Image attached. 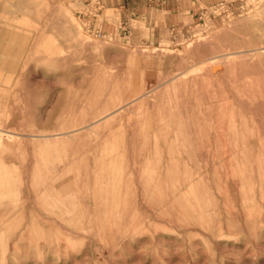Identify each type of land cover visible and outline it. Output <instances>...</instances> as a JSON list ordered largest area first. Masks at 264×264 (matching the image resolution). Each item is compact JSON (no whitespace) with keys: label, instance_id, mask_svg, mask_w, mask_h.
I'll list each match as a JSON object with an SVG mask.
<instances>
[{"label":"rangeland","instance_id":"374dc122","mask_svg":"<svg viewBox=\"0 0 264 264\" xmlns=\"http://www.w3.org/2000/svg\"><path fill=\"white\" fill-rule=\"evenodd\" d=\"M233 1L147 45L97 0H0V264H264V59L222 57L264 47V0Z\"/></svg>","mask_w":264,"mask_h":264},{"label":"crops","instance_id":"0c3cea01","mask_svg":"<svg viewBox=\"0 0 264 264\" xmlns=\"http://www.w3.org/2000/svg\"><path fill=\"white\" fill-rule=\"evenodd\" d=\"M89 5V4H88ZM97 13L89 17L90 25L103 35H121L130 30L133 39L147 45L159 44L175 32H187L193 25L209 19L216 7L233 12V0H97ZM104 11L115 13L110 23ZM98 18H101L95 27ZM135 24V27H132Z\"/></svg>","mask_w":264,"mask_h":264},{"label":"bare ground","instance_id":"6f19581e","mask_svg":"<svg viewBox=\"0 0 264 264\" xmlns=\"http://www.w3.org/2000/svg\"><path fill=\"white\" fill-rule=\"evenodd\" d=\"M66 16L68 17V15H66ZM57 17H58V16H57ZM67 17H66V18H67ZM58 18H59V17H58ZM68 18H69V17H68ZM249 18H251V17L249 16ZM69 19H70V18H69ZM245 19H246V18H245ZM248 20H249V19H248ZM56 21L59 22V20H57V19H56ZM56 21H55V20L53 21L54 24H55V26H56V23H57ZM67 21H68V19H67ZM53 22H52V27H54V28L56 29L57 27L53 26ZM60 22L62 23V25H67V24H65V23L63 24L62 21H60ZM65 22H66V21H65ZM69 22H70V20H69ZM68 24L71 26L70 23H68ZM62 25H61V27H62ZM69 25L65 27V28H66V29H65V30H66V33H64V36L66 35L67 38L70 37L71 35H72V37H74V35H75L74 33L77 32V30L73 29V27H72V28H68V27H70ZM73 25H74V24H73ZM59 26H60V24L58 25V28H59ZM75 27H76V24L74 25V28H75ZM67 28H68V29H67ZM77 28H78V27H77ZM77 28H76V29H77ZM60 29H61V28H60ZM63 29H64V26H63V28H62V32H59L60 34H62L63 32H65ZM58 30H59V29H58ZM67 30H68L69 32H68ZM59 31H60V30H59ZM70 31H71V34H70ZM73 31H76V32L72 33ZM80 31H81V30H80ZM67 32L69 33V35H68ZM78 32H79V31H78ZM73 34H74V35H73ZM77 34H78V33H76V35H77ZM62 35H63V34H62ZM67 35H68V36H67ZM79 35H80V33L78 34V36H79ZM204 41H205V40H204ZM208 41H209V40H208ZM201 42H202V41H201ZM243 52H244L243 55H241V56H239V57H233V56H232L231 59H228V58H227V55H229V54H223L222 57L225 58L226 61L228 60V61H232V62H235V61H237V60H250V59L261 60V59H264V47H263V46H261V48H255V49H253V50H248V51H243ZM64 53H65V51H63L62 54H64ZM62 54H61V55H62ZM65 54H66V53H65ZM65 54H64V56H65ZM65 57H67V54H66ZM65 57H64V58H65ZM228 57H229V56H228ZM229 58H230V57H229ZM218 59L220 60V58H218ZM209 60H211V59H209ZM209 60H208V61H209ZM201 61H202V60H201ZM211 61H212V60H211ZM217 61H218V60H217ZM223 61H224V60H223ZM226 61H225V62H226ZM204 62H205V61H204ZM206 62H207V61H206ZM214 62H215V61H214ZM214 62H213V63H214ZM221 62H222V61H221ZM221 62L215 63L214 65L212 64L211 68L209 67V68L211 69V71H215V72H216V70L219 69V66H218V65L222 64ZM199 63H200V62H199ZM211 63H212V62H211ZM227 63H228V65H229V62H227ZM196 64H198V63H196ZM196 64H194V65H196ZM209 64H210V63H209ZM224 64H226V63H224ZM190 66H191V65H190ZM192 66H193V65H192ZM236 66H237V65H236ZM189 68H191V67H189ZM192 68H193V67H192ZM226 68H227V66H226ZM227 69H229V68H227ZM185 70H186V69H185ZM207 70H208V69H207ZM182 71H183V70H182ZM182 71H180V72H182ZM174 72H175V71H174ZM224 72H226V71L224 70ZM228 72H229V71H228ZM184 73H185V72H184ZM232 73H234V70H233ZM195 74H196V73H195ZM207 74H209V73L207 72ZM178 75H179V74H178ZM178 75H176V76L178 77ZM181 75H182V74H181ZM202 75H203V74H202ZM211 75H212V74H211ZM216 75H217V74H216ZM223 75H224V74H223ZM98 76H99V75H98ZM170 76H171V75H170ZM170 76H169V77H170ZM190 76H191V75H190ZM207 76H208V75H207ZM207 76H206V77H207ZM224 76H225V75H224ZM173 77H174V76H173ZM177 77H176V78H177ZM196 77H198V76L196 75ZM206 77H204V78H206ZM221 77H222V76H221ZM225 77L227 78V76H225ZM225 77H224V78H225ZM229 77H230V76H229ZM229 77H228L227 79H229ZM232 77H233V76L231 75V78H232ZM166 78H167V77H166ZM171 78H172V76H171ZM171 78H170V79H171ZM198 78H199V77H198ZM198 78H197V79H198ZM213 78H214V77H213ZM215 78L217 79L218 77H215ZM222 78H223V77H222ZM244 78H245V77H244ZM248 78H251V77L248 76ZM253 78H254V77H253ZM253 78H252V80L250 79V80H248V81H249V82H250V81L252 82V81H253ZM255 78H256V77H255ZM181 79H182V78H181ZM181 79H180V80H181ZM188 79H189V78H188ZM197 79H196V80H197ZM246 79H247V78H246ZM257 79H258V78H257ZM177 80H178V79H177ZM177 80H176V81H177ZM220 80H221V79H220ZM241 80H242V79H241ZM166 81L168 82V81H170V80L167 79ZM171 81H172V80H171ZM173 81H174V80H173ZM176 81H175V82H176ZM183 81H185V80H183ZM198 81H199V80H198ZM207 81H208V80H207ZM210 81H211V80H210ZM217 81H218V80H217ZM235 81H236V80H235ZM258 81H259V79H258ZM258 81H257V82H258ZM178 82H182V81H179V80H178ZM188 82H189V81H188ZM200 82H201V81H200ZM231 82H232V81H231ZM240 82H241V81H240ZM197 83H198V82H197ZM213 83H214V82H213ZM235 83L237 84V82H235ZM241 83H243V82H241ZM241 83H240V84H241ZM244 83H245V82H244ZM253 83H254V82H253ZM253 83H252V86H255V84L257 85L256 82H255L254 85H253ZM163 84H164V83H163ZM168 84H171V83L169 82ZM168 84H167L166 88H169L170 86H174V83H173V82H172V84H171L170 86H169ZM175 84H176V83H175ZM186 84H187V83H186ZM205 84H206V83H205ZM208 84H209V83H208ZM210 84H211V83H210ZM210 84H209V85H210ZM218 84H219V83H218ZM232 84H233V83H232ZM245 84L247 85V83H245ZM248 84H249V83H248ZM250 84H251V83H250ZM250 84H249V86H250ZM159 85H160V87H162L161 84H159ZM159 85H157V86H159ZM165 85H166V84H165ZM190 85H191V84H190ZM209 85H208V86H209ZM213 85H214V84H213ZM213 85H210V88H212L211 86H213ZM242 85H243V84H242ZM242 85H241V86H242ZM258 85H259V83H258ZM95 86H97V85H95ZM168 86H169V87H168ZM197 86H198V85H197ZM221 86H222V85H221ZM237 86H239V84H238ZM261 86H262V85H261ZM261 86H260V87H261ZM160 87H159V88H160ZM193 87H194V86H193ZM199 87H200V86H199ZM201 87H202V86H201ZM201 87H200V88H201ZM204 87H205V86H204ZM214 87H217V86H214ZM235 87H236V86H235ZM96 88H97V87H96ZM180 88H181V87H180ZM202 88H203V87H202ZM208 88H209V87H208ZM220 88H221V87H220ZM232 88H233V87H232ZM238 88H239V87H238ZM250 88H251V90H252V87H251V86H250ZM170 89H171V88H170ZM170 89H169V90H170ZM186 89H188V87H187ZM234 89H235V88H234ZM234 89H233V91H235ZM254 89H255V92H258L257 88L254 87ZM151 90H153V89H151ZM155 90H158V89H155ZM172 90H173V89H172ZM177 90H178V89H177ZM190 90H191V89H190ZM251 90H250V91H251ZM153 91H154V90H153ZM186 91L188 92V90H186ZM208 91H209V90H208ZM238 91H239V90H238ZM149 92H150V91H148V93H149ZM154 92H155V91H154ZM156 92H157V91H156ZM168 92H169V91H168ZM171 92H172V91H171ZM177 92H178V91H177ZM203 92H204V91H203ZM212 92H214V91H212ZM247 92H248V91H247ZM253 92H254V91H253ZM253 92H252V93H253ZM259 92H260V91H259ZM173 93H174V91H173ZM188 93H189V92H188ZM197 93H198V92H197ZM199 93H200V92H199ZM210 93H211V89H210ZM219 93H220V92H219ZM239 93H240V92H239ZM150 94H151V93H150ZM150 94H149V95H150ZM152 94H153V92H152ZM159 94H160V92H159ZM193 94H194V93H193ZM214 94H215V93H214ZM240 94H241V93H240ZM255 94H256V93H255ZM257 94H259V93H257ZM143 95H144V94H143ZM143 95H142V96H143ZM147 95H148V94H147ZM149 95H148V96H149ZM154 95H155V94H154ZM154 95H153V96H154ZM156 95H157V94H156ZM190 95H192V94H190ZM211 95H212V94H211ZM216 95H217V94H216ZM218 95H219V94H218ZM139 96H140V95H139ZM148 96L145 95V98H148ZM151 96H152V95H151ZM151 96H150V98H155V97H151ZM158 96H159V95H158ZM161 96H162V95H161ZM167 96H168V95H167ZM170 96H171V95H170ZM183 96H184V95H183ZM185 96H186V95H185ZM192 96H193V95H192ZM204 96H205V95H204ZM214 96H215V95H214ZM235 96H238V92H237V95H235ZM239 96H241V95H239ZM178 97H179V96H178ZM202 97H203V96H202ZM216 97H218V96H216ZM216 97H215V98H216ZM221 97H222V96H221ZM221 97H219V98L221 99ZM247 97H248V96H247ZM257 97H258V96H257ZM259 97H261V96H259ZM135 98H136V97H135ZM156 98H158V97H156ZM170 98H171V97H170ZM188 98H189V97H188ZM200 98H201V97H200ZM212 98H213V96H212ZM237 98H238V97H237ZM137 99H138V98H137ZM141 99H142V98H141ZM141 99H140V100H141ZM175 99H176V98H175ZM175 99H174V100H175ZM177 99H178V98H177ZM177 99H176V100H177ZM190 99H191V98H190ZM192 99H193V101H194V98H192ZM192 99H191V100H192ZM206 99H207V98H206ZM208 99H209V98H208ZM217 99H218V98H217ZM220 99H219V100H220ZM240 99H241V98H240ZM244 99H245V98H244ZM130 100H131V99H130ZM133 100H134V98H133ZM150 100H151V99H150ZM152 100H153V99H152ZM219 100H218V101H219ZM222 100H223V99H222ZM225 100H226V99H225ZM126 101H129V100H126ZM131 101H132V100H131ZM134 101H135V100H134ZM134 101H133V103H134ZM177 101H179V99H178ZM215 101H216V100H215ZM220 101H221V100H220ZM228 101H229V100H228ZM175 102H176V101H175ZM175 102H174V103H175ZM216 102H217V101H216ZM224 102H225V101H224ZM130 103H131V102H128V103H125L124 105H123V104H122L121 106L119 105L118 107H115V106H117V105H111V106H109V105H108V106L105 105V107H104V109H103V111H102V113H101V115H102V114H104V115L99 116L100 119L97 118V119H98L97 121L94 120L95 122H94V123L92 122L91 126H92V127H93V126L95 127L96 124H98V126H99V122H100V125H101V122L104 121L105 119H106L105 121L107 122V119H108V118H112V119H111L112 121L115 120L117 116H116L115 118H113V117L115 116L114 114H115V113L117 114V112L119 113L120 110L125 109L126 107H129L128 105H129ZM135 103H136V101H135ZM135 103L133 104L134 106L132 105L133 107H135V106H138V107H139L140 105L142 106V104H140L141 101H140V103L138 102V104H140V105H138V104L135 105ZM205 103H206V102H205ZM226 103H227V102H226ZM116 104H117V103H116ZM143 104H144V103H143ZM145 104H146V103H145ZM170 104H171V103H170ZM170 104H169V105H170ZM209 104H210V103H209ZM220 104H221V103H220ZM222 104H225V103L222 102ZM130 105H131V104H130ZM158 105H160V104H158ZM161 105H162V104H161ZM173 105H174V104H173ZM175 105H176V103H175ZM207 105H208V104H207ZM228 105H231V104H228ZM143 106H144V105H143ZM162 106H163V105H162ZM176 106H177V105H176ZM202 106H203V105H202ZM211 106H212V105H211ZM211 106H210V108H211ZM213 106H215V105H213ZM231 106H232V105H231ZM174 107H175V106H174ZM177 107H178V106H177ZM177 107H176V109H177ZM223 107H224V106H223ZM223 107H222V108H223ZM101 108H102V107H101ZM141 108H142V107H141ZM141 108H140V109H141ZM143 108H145V107H143ZM146 108H147V107H146ZM219 108L222 109L221 106H220ZM127 109L129 110L130 108H127ZM131 109H132V107H131ZM131 109H130V111H131ZM133 109H134V108H133ZM133 109H132V112L134 113V112H135L137 109H139V108H137V109L135 108V109H136L135 111H134ZM171 109H172V108H171ZM207 109H208V108H207ZM212 109H213V108H212ZM215 109L217 110L216 107H215ZM141 110H143V109H141ZM178 110H179V109H178ZM124 111H126V109H125ZM137 111H138V110H137ZM209 111H212V110H209ZM223 111H224V110H223ZM138 112H139V111H138ZM143 112H144V111H143ZM207 112H208V111H207ZM209 113H210V112H209ZM123 114H124V113H123ZM123 114H120V115H123ZM138 114H139V113H138ZM140 114H141V113H140ZM143 114H144V113H143ZM213 114H214V113H213ZM217 114H218V113H217ZM113 115H114V116H113ZM118 115H119V114H118ZM126 115L128 116L129 114H126ZM210 115H211V114H210ZM214 115H215V114H214ZM214 115H213V117H214ZM227 115H228V114H227ZM112 116H113V117H112ZM127 116H126V117H127ZM136 116H137V115H136ZM228 116H229V115H228ZM215 117H216V115H215ZM215 117H214V118H215ZM225 117H226V116H225ZM119 118H121V117H119ZM119 118H118V119H119ZM124 118H125V116H124ZM129 118H130V117H129ZM162 119H163V118H162ZM162 119H160V121H162ZM209 119H210V118H209ZM228 119H229V118H228ZM101 120H102V121H101ZM120 120H121V119H120ZM126 120H128V117H127ZM126 120H125V121H126ZM130 120H131V119H130ZM213 120H214V119H213ZM220 120H221V119H220ZM222 120H223V119H222ZM105 121H104V122H105ZM108 121L111 123L110 119H108ZM118 121H119V120H118ZM118 121H117V122H118ZM109 122H108V126L110 125ZM113 122H114V121H113ZM214 122H215V120H214ZM233 122H234V120H233ZM102 123H103V122H102ZM125 123H126V122H125ZM159 123H160V122H159ZM161 123H162V122H161ZM205 123H206V122H205ZM219 123H220V122H219ZM227 123H228V122H227ZM87 124H88V122H87ZM87 124H86V125H87ZM103 124H104V123H103ZM122 124H123V123H122ZM127 124H128V123H127ZM131 124H132V123H131ZM232 124H233V123H232ZM234 124H235V123H234ZM84 125H85V124H84ZM84 125H83V126H84ZM86 125H85V126H86ZM89 125H90V123H89L87 126H89ZM105 125L107 126V124H105ZM216 125H217V123H216ZM223 125H224V124H223ZM83 126H82L81 128H83ZM85 126H84V128H87V127H85ZM91 126L89 127L90 130L93 129V128H91ZM96 126H97V125H96ZM120 126H121V125H120ZM120 126H119V127H120ZM126 126H127V125H126ZM131 126H132V125H131ZM213 126H214V125H213ZM218 126H219V125H218ZM226 126H227V125H226ZM100 127H101V126H100ZM104 127H105V126H104ZM229 127H230V126H229ZM229 127H228V128H229ZM81 128H80V129H81ZM120 128H121V127H120ZM78 129H79V128H78ZM78 129H77V130H78ZM99 129H101V128H99ZM232 129H233V128H232ZM214 130H215V129H214ZM82 131H83V130H81L80 132H82ZM85 131H86V130L84 129V132H85ZM88 131H89V130H88ZM101 131H102V130H101ZM215 131H217V130H215ZM227 131H229V129H228ZM72 132H73V131H71V132H66V133L64 132V133H60V134H57V135H61V137H62V135H63V137L67 136V137L73 139V137H71V135H70V133L72 134ZM77 132H78V131H77ZM80 132H79V134H80ZM86 132H87V131H86ZM232 132H233V131H232ZM82 133H83V132H82ZM82 133H81V134H82ZM74 134H76V132H75ZM84 134H85V133H83V135H84ZM197 134H198V133H197ZM64 135H65V136H64ZM72 135H73V134H72ZM85 135H86V134H85ZM214 135H215V134H214ZM228 135H229V134H228ZM76 136H77V135H76ZM78 136H79V135H78ZM55 137H56V136H55ZM57 137H58V136H57ZM59 137H60V136H59ZM59 137H58V138H59ZM61 137H60V138H61ZM82 137H83V136H82ZM85 137H86V136H85ZM214 137H215V136H214ZM216 137H217V136H216ZM221 137H222V136H221ZM51 138H53V137H51ZM49 139H50V137H49ZM66 139H67V138H66ZM75 139H76V138H75ZM53 140H54V139H53ZM55 140H56V139H55ZM63 140H65V139H63ZM68 140H69V139H68ZM51 141H52V140H51ZM59 141H60V140H59ZM59 141H58V142H59ZM189 141H190V139H189ZM226 141H227V140H226ZM69 142H71V141L69 140ZM72 142H73V140H72ZM218 142H219V141H218ZM52 143H54V142H52ZM55 143H56V142H55ZM55 143H54V144H55ZM224 143H225V142H224ZM240 143H241V142H240ZM242 143H244V142H242ZM246 143H247V142H246ZM49 144H50V143H49ZM69 144H72V143H69ZM234 144H235V143H234ZM66 145H67V143H66ZM218 145H219V144H218ZM239 145H240V144H239ZM215 146H216V145H215ZM225 146H226V145H225ZM221 147H222V146H221ZM38 173H39V172H38ZM59 185H60V184H59ZM55 187H56V186H55ZM52 188H53V187H52ZM52 188H51V189H52ZM57 189H58V188H57Z\"/></svg>","mask_w":264,"mask_h":264},{"label":"built area","instance_id":"2783aa9c","mask_svg":"<svg viewBox=\"0 0 264 264\" xmlns=\"http://www.w3.org/2000/svg\"><path fill=\"white\" fill-rule=\"evenodd\" d=\"M221 8H224V7H216V8H214V10L212 11L213 14L215 15L217 11L221 10Z\"/></svg>","mask_w":264,"mask_h":264}]
</instances>
